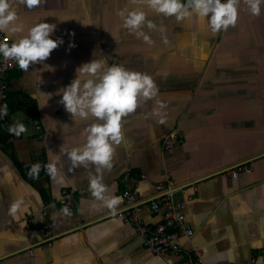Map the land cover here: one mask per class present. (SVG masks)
<instances>
[{
	"label": "crops",
	"instance_id": "0c3cea01",
	"mask_svg": "<svg viewBox=\"0 0 264 264\" xmlns=\"http://www.w3.org/2000/svg\"><path fill=\"white\" fill-rule=\"evenodd\" d=\"M11 5L25 30L12 39L43 19L56 24L51 35L64 43L7 78L9 108L0 118V264H179L171 254L158 256L144 247L134 222L117 216L127 207L124 174L138 178V221L146 228L161 223L165 213L163 207L153 211L151 200L171 192L184 201L193 232L180 239L184 250L199 249L206 263L264 264V6L252 15L241 0L235 26L212 33L203 18L177 21L140 0ZM132 8H143L158 26L144 29L151 44L122 27L118 11ZM69 40L75 42L70 50ZM94 57L147 72L158 86L155 98H139L122 118V139L112 166L103 171L109 191L121 197L115 210L93 203L88 173L95 166L72 169L60 153L63 185L54 184L43 167L49 149L58 153L61 144L82 143L81 131L94 119L71 118L56 91ZM41 92L52 93L44 105ZM18 121L26 125L20 135L9 131ZM167 134L182 140L169 152L162 148ZM35 162L42 165L38 175L31 172ZM237 167L245 169L233 179L229 172ZM168 182L169 190L157 192V184ZM65 189H75L70 215L60 208ZM45 220L51 244L36 249V228Z\"/></svg>",
	"mask_w": 264,
	"mask_h": 264
},
{
	"label": "clouds",
	"instance_id": "9594fccd",
	"mask_svg": "<svg viewBox=\"0 0 264 264\" xmlns=\"http://www.w3.org/2000/svg\"><path fill=\"white\" fill-rule=\"evenodd\" d=\"M28 7L38 3V0H24ZM148 8L165 17L172 16L177 21L184 20L193 15L206 20L212 33L226 31L235 26L238 18V9L241 0H140ZM252 15H260L264 0H243ZM122 18V27L134 33L148 44L153 41L144 29H156V23L148 18L143 8L119 10ZM56 24L43 19L27 28L26 34L18 35L11 43L7 39L12 34L23 33V25L18 21L16 10L11 0H0V32L9 36L0 42V55L13 58L18 66L26 69L30 64L44 61L52 50L64 43L61 36L53 38L51 35ZM162 30V29H161ZM72 35V33H69ZM75 47V42L69 40L68 49ZM57 94L64 110L71 118L79 117L84 120L94 118L85 125L81 131L83 142L77 145L59 146V152L49 149V159L43 166L52 178L54 184L66 183L60 161V153H64L72 169L79 166H95L94 172L88 173V187L93 203L99 202L103 206L115 210L121 197L112 194L103 182V171L112 166L115 145L122 139V118L134 111L138 106V99L155 98L158 86L153 76L147 72L125 67L119 63H109L106 57L92 58L82 62L75 69L74 78L66 85L58 88ZM43 93V92H41ZM48 98L52 93H43ZM156 103L162 106V102ZM41 105V106H43ZM7 104L0 105V118L7 114ZM160 108L153 109L159 113ZM9 131L20 135L26 131L23 122H16L9 127ZM42 165L35 162L31 165L33 175H38ZM65 214H71L70 209L64 207Z\"/></svg>",
	"mask_w": 264,
	"mask_h": 264
},
{
	"label": "built area",
	"instance_id": "2783aa9c",
	"mask_svg": "<svg viewBox=\"0 0 264 264\" xmlns=\"http://www.w3.org/2000/svg\"><path fill=\"white\" fill-rule=\"evenodd\" d=\"M9 36L6 32H0V42H4ZM13 39H7L8 43H11ZM20 69L17 62L13 58H6L0 55V105L8 103V75L11 72ZM182 140L179 136L174 134H167L162 138V148L165 151H172L177 145L181 144ZM245 167H237L230 170L229 175L235 179L240 170H244ZM144 178V175L140 176ZM138 178L124 174L122 177V197L126 204V208L119 212L117 216L124 222H134L137 234L142 237L144 247L148 248L152 253L158 256L173 255L179 261V264H219V263H206L202 258V253L199 249L184 250L180 245V239H190L193 232L187 226L183 207L184 201L174 199L171 192L160 194L157 198L151 200L150 208L153 211L158 210L160 207L165 209L163 220L153 228H146L138 221L139 207L137 206L138 191L136 188V182ZM171 188V183L164 185L159 183L156 185L157 192H163L164 189ZM166 189V190H167ZM74 190H63L60 199V208H70L73 201ZM79 194L84 193L83 189L77 190ZM46 210L43 209L41 215H46ZM29 223L34 222V218L28 220ZM39 242L36 244V249H41L44 245H50L52 239L51 225L49 221H44L36 228ZM32 255L33 250H28ZM251 261L249 264H253ZM221 264V263H220Z\"/></svg>",
	"mask_w": 264,
	"mask_h": 264
}]
</instances>
